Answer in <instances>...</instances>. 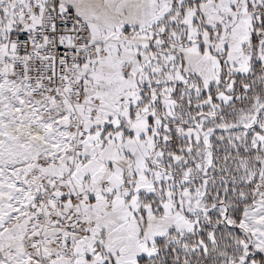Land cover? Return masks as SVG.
Returning a JSON list of instances; mask_svg holds the SVG:
<instances>
[{"label": "snow or ice", "instance_id": "snow-or-ice-1", "mask_svg": "<svg viewBox=\"0 0 264 264\" xmlns=\"http://www.w3.org/2000/svg\"><path fill=\"white\" fill-rule=\"evenodd\" d=\"M0 264H264V0H0Z\"/></svg>", "mask_w": 264, "mask_h": 264}]
</instances>
